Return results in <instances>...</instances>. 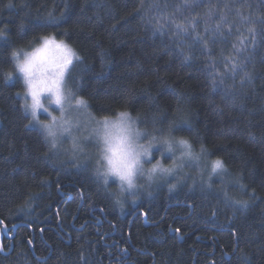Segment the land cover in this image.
<instances>
[{"label":"trees","instance_id":"trees-1","mask_svg":"<svg viewBox=\"0 0 264 264\" xmlns=\"http://www.w3.org/2000/svg\"><path fill=\"white\" fill-rule=\"evenodd\" d=\"M225 2L211 0L230 32L200 26L209 54L173 35L180 0H0V264H264V0ZM51 36L79 56L68 90L91 116L127 110L154 132L174 129L206 149L203 171L192 165L177 189L161 183L118 209L94 161L55 156L24 108L23 80L6 75L14 49ZM214 159L226 171L209 180Z\"/></svg>","mask_w":264,"mask_h":264},{"label":"clouds","instance_id":"clouds-1","mask_svg":"<svg viewBox=\"0 0 264 264\" xmlns=\"http://www.w3.org/2000/svg\"><path fill=\"white\" fill-rule=\"evenodd\" d=\"M61 42L65 45L63 40L42 38L40 44L31 49H14L15 71L6 74L8 80L19 75L26 94L29 88L39 92L49 88L55 91L57 85L61 86L63 115L54 103L52 92L44 91L41 96V101L58 113L55 124L41 126L50 150L59 151L65 140H70L72 150L69 154L75 158L83 151L80 145L84 140H91L97 148L92 175L109 190L118 209H123L126 202H136L142 195L151 196L152 190L161 183L171 190L177 189L188 179L186 169L192 165L203 171L202 153L205 151L201 152V148L197 151L188 137L176 135L174 129L154 132L127 110L96 122L84 136L79 135V123L66 115L75 109L76 96L65 86V52ZM24 108L32 114L29 104ZM216 160L208 161L209 180L214 175L212 169ZM112 185L115 191L111 190Z\"/></svg>","mask_w":264,"mask_h":264},{"label":"snow or ice","instance_id":"snow-or-ice-1","mask_svg":"<svg viewBox=\"0 0 264 264\" xmlns=\"http://www.w3.org/2000/svg\"><path fill=\"white\" fill-rule=\"evenodd\" d=\"M204 4H208L209 11L204 14V17H201L199 13H196L192 11L194 7H201ZM223 8H230V7H236L235 5L229 4L226 0L225 3L222 5ZM185 12L188 14L185 15ZM236 16L243 22L245 18L243 17L242 13L239 12V10L236 11ZM212 17H215L214 20H212ZM211 20L213 27L209 28L207 25L209 24V21ZM170 24L173 29V35L177 38H183L185 40H192L193 43L199 44L201 47H203L207 52L210 54V50L208 49V43L209 41L205 39V36L209 37H215V36H222L223 35V28L227 26L229 28V32L231 31V24L228 21L227 17L220 13L219 11H213L212 10V4L211 0H180V3H178L174 11L170 14ZM201 24L204 25L203 32L205 36L200 35V26ZM261 24H264V20H261ZM248 32L252 34V39L249 41L253 45H255V28L249 27ZM47 39V38H45ZM214 42V41H213ZM61 46L64 49L65 52V64H64V74L68 70L69 66L72 65L73 59L79 60V56H77L74 51L67 47L66 45H63L61 42ZM246 44L244 42L243 37L241 36V39L239 41V45H233L234 51L237 52V54L243 52L246 50ZM185 60L190 59L189 56L184 57ZM230 67L233 71V74H235L237 69H240V71L243 73L244 76H247L248 73L243 71V65L240 63H232L230 64ZM64 74L61 75V81L64 79ZM44 91H50L52 92L53 96L55 97L54 103L60 108L61 115H63L64 107H63V101L64 97L62 94V89L60 85H57V88L55 91H53L51 88L47 90H41V91H35L31 88H29L26 96L31 97V103L29 104L32 109V119H37V112L40 109H43L44 112H48L47 108H44V105L41 101V96L44 94ZM85 101L83 98H76L75 104L83 106L85 105ZM26 104H28L26 102ZM49 115H51L49 113ZM57 120V117L55 115L51 116V122L46 123L48 125L55 124ZM107 120V117L105 118ZM206 151V149L201 146V152ZM213 173L218 172H224L226 171V168L224 167V163L222 160L217 159L213 162ZM211 179V177H210ZM211 187V185H209ZM243 187V185H241ZM237 204H241L242 206L246 207L247 202L246 201H235Z\"/></svg>","mask_w":264,"mask_h":264},{"label":"rangeland","instance_id":"rangeland-1","mask_svg":"<svg viewBox=\"0 0 264 264\" xmlns=\"http://www.w3.org/2000/svg\"><path fill=\"white\" fill-rule=\"evenodd\" d=\"M47 38H55V36H51V37H47ZM57 41L59 42L58 39H57ZM65 45L67 47H69L66 42H65ZM74 53L76 54L75 51H74ZM74 59H73L72 65L69 66L68 70L65 73V86L67 87V89H68L67 79L69 76V71L73 67ZM21 97H23L24 105L26 104V102L28 104L31 103V97L26 96L25 91L21 94ZM76 98H80V97L76 96ZM42 103L44 105V108L48 109V112L46 113L43 111V109H40L37 112V119L36 120H33L32 114H30L28 111H26L32 119V125L36 126L37 128H39L41 130H42L41 126L43 124L51 122V116L52 115H55V116L58 115V113L56 111H54L53 108L51 106H49L46 102H44L42 100ZM87 106H88L87 103H85V105H83V106L76 105L74 110H70L69 113L66 114V115H69L70 117L74 118L79 123V125H80L79 135H81V136H84L87 133V130L90 127L94 126V124L96 122L105 120V118L96 120V118L94 116L90 115V113L87 109ZM49 113L51 115H49ZM80 147L83 149V151L79 155H77L75 158H73L69 154L72 150L71 149V142H70V140H65V142L62 144L61 149L59 151L54 152V155L55 156L56 155L57 156L62 155L63 158H66L67 159V162H66L67 165H68V163H71V164L77 163L78 165H85V164L81 163L82 161H86V163L90 162V161L95 162V158H96V154H97L96 145L91 140L85 139L84 142L80 145ZM157 155H159V154H157ZM79 160H80V162H79Z\"/></svg>","mask_w":264,"mask_h":264},{"label":"water","instance_id":"water-1","mask_svg":"<svg viewBox=\"0 0 264 264\" xmlns=\"http://www.w3.org/2000/svg\"><path fill=\"white\" fill-rule=\"evenodd\" d=\"M146 220V218H144ZM17 227V226H16ZM16 229V228H15Z\"/></svg>","mask_w":264,"mask_h":264}]
</instances>
